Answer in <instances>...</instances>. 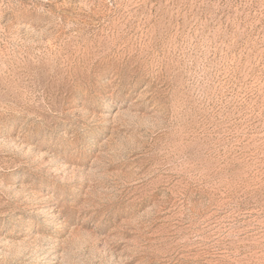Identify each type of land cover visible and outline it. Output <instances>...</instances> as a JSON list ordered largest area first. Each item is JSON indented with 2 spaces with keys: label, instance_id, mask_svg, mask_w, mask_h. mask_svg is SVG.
<instances>
[{
  "label": "rangeland",
  "instance_id": "rangeland-1",
  "mask_svg": "<svg viewBox=\"0 0 264 264\" xmlns=\"http://www.w3.org/2000/svg\"><path fill=\"white\" fill-rule=\"evenodd\" d=\"M0 264H264V0H0Z\"/></svg>",
  "mask_w": 264,
  "mask_h": 264
}]
</instances>
